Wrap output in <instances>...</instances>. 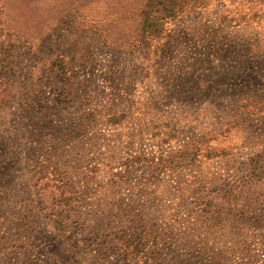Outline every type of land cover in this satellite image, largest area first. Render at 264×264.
I'll list each match as a JSON object with an SVG mask.
<instances>
[{
    "label": "rangeland",
    "instance_id": "rangeland-1",
    "mask_svg": "<svg viewBox=\"0 0 264 264\" xmlns=\"http://www.w3.org/2000/svg\"><path fill=\"white\" fill-rule=\"evenodd\" d=\"M146 2L0 0V264H264V0Z\"/></svg>",
    "mask_w": 264,
    "mask_h": 264
},
{
    "label": "trees",
    "instance_id": "trees-1",
    "mask_svg": "<svg viewBox=\"0 0 264 264\" xmlns=\"http://www.w3.org/2000/svg\"><path fill=\"white\" fill-rule=\"evenodd\" d=\"M145 9L141 11V14L143 16V31L150 30L153 28V25H155V22H153L152 18H155V16H152V6L156 5H163L162 6V13H164L167 16H173L176 14V11L178 9V6L181 4V0H146ZM0 9V13H1ZM2 21L0 18V110L3 107L9 106L12 103V96L8 93L9 88L11 87L9 82H7L8 75L10 72L13 71L14 66H17V62L15 61L13 49L16 47V41L11 39V36L13 35V31L11 29H6L2 27ZM158 23V21H156ZM148 33L151 36L150 32ZM143 36V41L144 40ZM64 68V67H63ZM65 70V69H64ZM31 91V90H30ZM38 93H41L42 90L38 87L35 89ZM28 93V89L26 87H22L19 91L18 96V102L21 105L28 104V99L26 98V94ZM88 115L95 118V115L93 112H88ZM194 149H191L193 151ZM194 156H196V151L194 152ZM235 215V214H234ZM239 215H241L239 213ZM235 220H240V217L234 216ZM225 218V217H222ZM1 220V219H0ZM57 224H59V227L61 230L65 228L64 223V217L59 216L57 219H55ZM120 222V221H118ZM1 225V223H0ZM122 231V233H121ZM121 231L116 232V238H113L116 240L115 246L121 249L124 253L128 255H134V253L137 251V246L141 244L140 241L137 242V239L134 238L132 235H130L127 232H124L123 229ZM262 247L264 249V241H262ZM117 248V249H118ZM159 262V261H158Z\"/></svg>",
    "mask_w": 264,
    "mask_h": 264
}]
</instances>
